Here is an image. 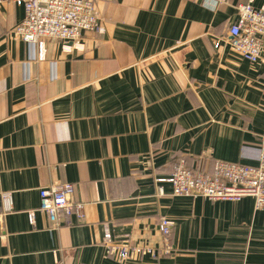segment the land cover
I'll list each match as a JSON object with an SVG mask.
<instances>
[{
  "label": "crops",
  "instance_id": "obj_1",
  "mask_svg": "<svg viewBox=\"0 0 264 264\" xmlns=\"http://www.w3.org/2000/svg\"><path fill=\"white\" fill-rule=\"evenodd\" d=\"M91 1L101 32L40 48L15 35L24 8L0 0V264H264V207L166 181L182 161L258 166L264 63L228 42L238 6L264 0ZM53 184L74 185L82 221L30 222ZM107 232L156 256L122 263Z\"/></svg>",
  "mask_w": 264,
  "mask_h": 264
},
{
  "label": "built area",
  "instance_id": "obj_2",
  "mask_svg": "<svg viewBox=\"0 0 264 264\" xmlns=\"http://www.w3.org/2000/svg\"><path fill=\"white\" fill-rule=\"evenodd\" d=\"M193 1V0H187ZM24 8L25 19L17 27L15 35L25 42L41 48L47 40L63 44L78 43L85 32H101L100 18L91 0H13ZM238 20L229 29L230 49L252 64L264 63V8L256 9L251 3L238 6ZM41 58V52H40ZM173 186L174 196L203 198L210 201L239 202L250 197L256 209L264 207V134L260 136L258 166L218 161L212 170L195 171L182 161L173 175L166 180ZM40 207L29 212V220L35 222L37 211L45 213L53 226L59 225L61 214L84 219L85 204L75 198L73 184H53L40 190ZM10 198L6 197L9 209ZM173 223L160 222V230L166 240L172 233ZM110 255L122 262L141 256H156L153 248L144 245L131 246L128 242L113 243L111 233L105 234Z\"/></svg>",
  "mask_w": 264,
  "mask_h": 264
}]
</instances>
